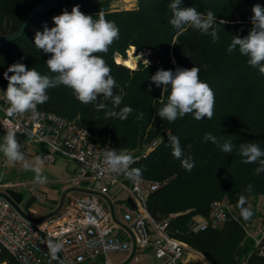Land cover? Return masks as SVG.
Wrapping results in <instances>:
<instances>
[{
	"label": "trees",
	"instance_id": "1",
	"mask_svg": "<svg viewBox=\"0 0 264 264\" xmlns=\"http://www.w3.org/2000/svg\"><path fill=\"white\" fill-rule=\"evenodd\" d=\"M38 1L0 0V33L17 30ZM57 1L49 11L32 17L19 37L0 42V89L6 91L8 80L4 73L14 63L35 68L41 75H54L46 65L51 54L34 44L38 31L43 32L44 26H55L54 16L64 11L71 13L76 5L94 20L103 14L118 27L119 38L107 52L94 55L102 57L111 68V75L117 82L114 93L122 94V102L114 110L118 112L125 106L132 109L127 120L108 117L105 111H96L94 104L81 103L72 89L64 85L48 89L49 100L37 108L73 119L100 145L109 143L118 151L139 156L131 167L140 169L141 177L169 178L164 186L148 196L152 215L160 218L176 212L169 225L172 236L200 251L212 264H241L251 248V240L245 237L238 223L244 220L238 204L241 196L246 200L244 207H249L251 197L264 195V172H256L258 163L242 162L239 145L256 143L264 151V75L247 63L248 57L242 56L238 48L233 53L227 49L233 36L243 38L249 34L252 8L256 4L264 7V0H182V7H195L197 12L205 14L211 10L217 24L225 21L217 26L219 39L215 42L210 35L191 27L176 36L170 24L172 0H136L134 7L123 9L111 8L113 0ZM130 47H134L136 54L155 49L149 54L152 60L148 66L138 62L135 68H129L115 61L117 55L127 58L126 51ZM193 66L200 69V79L214 92L212 118L196 120L193 112L178 117L175 122L162 120L158 111L167 103L170 86L163 91V86L157 87L150 77L159 69L175 72L178 67L191 69ZM106 103L112 108L110 101ZM169 132L179 138L184 155L192 156L194 167L191 171L185 170L181 160L173 157ZM206 134L217 137L220 145L231 142L232 152L226 153L206 141ZM154 140L156 143L151 147ZM145 150L148 151L142 156ZM44 151L40 146L37 154L42 157ZM249 185L251 191H246ZM214 199L226 200L237 212L238 221L229 219L221 226L190 232L189 222L195 216L206 215ZM251 211L254 215V210ZM0 263L17 264L2 247Z\"/></svg>",
	"mask_w": 264,
	"mask_h": 264
},
{
	"label": "built area",
	"instance_id": "2",
	"mask_svg": "<svg viewBox=\"0 0 264 264\" xmlns=\"http://www.w3.org/2000/svg\"><path fill=\"white\" fill-rule=\"evenodd\" d=\"M7 107L0 89V108ZM37 110L41 115L35 121L28 113L9 117L0 111V132L6 135L8 128L16 129V135L27 143L44 147V160L54 162L61 156L75 163L77 171L68 181L58 209L38 218L27 215L21 204L1 189L5 184L0 172V247L17 264H212L200 251L169 233L176 212L160 218L150 212L148 196L169 178L140 176L132 180L109 170L104 152L117 148L109 143L100 145L69 117ZM155 143L152 141L151 147ZM229 219L238 221L232 206L224 199H214L206 215L192 218L188 230L197 233ZM246 232L251 248L241 264H264V216L253 232ZM49 241L63 244L59 260L51 259ZM111 253L119 254V260L112 261Z\"/></svg>",
	"mask_w": 264,
	"mask_h": 264
},
{
	"label": "clouds",
	"instance_id": "3",
	"mask_svg": "<svg viewBox=\"0 0 264 264\" xmlns=\"http://www.w3.org/2000/svg\"><path fill=\"white\" fill-rule=\"evenodd\" d=\"M182 0H172L169 8L172 13L170 24L176 30V36L183 34L189 27L199 30L201 34L210 35L213 42L219 39L218 25L224 24L221 20L216 23V16L209 10L207 13L197 12L195 7H182ZM252 28L246 37L233 36L227 51L233 53L237 48L242 56L248 57L247 63L258 68L264 75V7L256 4L252 8ZM54 27L44 26L43 32H37L34 39L35 46L44 53L51 54L46 65L54 75H41L35 68L28 69L23 63H14L4 73L8 80V86L4 91V98L8 104L6 111L9 117L30 114L32 120H37L40 113L37 106L49 100L47 90L64 85L74 92L76 99L81 103L94 104L96 111H105L106 116L127 120L132 109L128 106L120 111H115L122 102V94L114 93L117 87L115 78L111 75V68L102 57L94 55L98 52H107L109 46L119 38V29L114 22L108 21L103 14L94 20L91 16L80 11V6L73 7L71 13L64 11L54 16ZM172 44H175L173 42ZM140 59V57H138ZM147 63V60L144 61ZM200 69L193 66L191 69L177 68L172 70L159 69L150 77L157 86H163V91L168 90L170 94L167 103L158 111L160 118L169 122H175L186 114L195 113L196 120H202L213 116L215 96L211 87L199 77ZM8 73H13L11 76ZM111 102L112 108L108 103ZM17 130L8 128L3 142L0 143V152H3L7 161L12 163L23 162L26 170L35 172V181L46 183L47 178L42 175V157H35L29 163L22 145L17 141ZM162 139V138H161ZM204 139L211 141L222 151L230 153L233 150L231 142L220 145L217 137L206 134ZM168 141L172 148L174 158L181 160V166L191 171L194 161L191 155L185 156L181 148L180 140L171 132L168 133ZM191 149V145H188ZM240 155L244 158L243 163H258L256 172H264V151L256 143H243L239 145ZM135 162L133 156L124 150L115 149L104 152V163L108 169L114 172L124 173L127 178L138 180L141 176L140 169H130ZM249 185L246 191H251ZM246 200L240 197V207L243 219L249 220L253 212L249 207H244ZM63 244L61 242L49 241L47 248L51 259L59 260L58 253ZM63 264V261H59Z\"/></svg>",
	"mask_w": 264,
	"mask_h": 264
},
{
	"label": "rangeland",
	"instance_id": "4",
	"mask_svg": "<svg viewBox=\"0 0 264 264\" xmlns=\"http://www.w3.org/2000/svg\"><path fill=\"white\" fill-rule=\"evenodd\" d=\"M135 3L136 0H131L129 2L124 0H113L111 2V8H132L135 6ZM129 49L126 51V56L129 53ZM131 51L135 52L134 47H132ZM138 54H142V56L140 59H137L135 67L138 62L144 64H147L144 62L145 60L149 63L151 62L152 58L149 55V50L141 51L136 55ZM4 136L5 135L0 132V143L3 142ZM17 141L22 145L21 150L24 152L26 160L32 163L35 157L39 156L37 151L40 145L35 142L27 143L23 137L19 136H17ZM1 171L3 175L2 181L8 184L1 188H5L6 191L12 195L8 194L14 201L19 204L26 203V205H28L26 213L28 215L30 214V217L38 218L49 212L51 207L56 208L59 205L63 194L68 188V181L75 175L77 168L75 163L61 156H57L54 162L44 160L41 171L42 175L47 178V182L41 184L35 181L36 174L34 171L26 170L23 167V162L12 163L7 161L3 152H0V172ZM82 185L84 186L86 183H82ZM12 193H14V195ZM249 206L250 210H254V215H252L249 220L240 219L238 222L245 233V237L248 238L249 236L246 231L253 232L264 216V195H259L256 198L251 197ZM235 214L237 215L236 211ZM109 258L116 262L119 260L120 255L111 253L109 254ZM146 262L148 261H143V263Z\"/></svg>",
	"mask_w": 264,
	"mask_h": 264
},
{
	"label": "water",
	"instance_id": "5",
	"mask_svg": "<svg viewBox=\"0 0 264 264\" xmlns=\"http://www.w3.org/2000/svg\"><path fill=\"white\" fill-rule=\"evenodd\" d=\"M57 4H58L57 0H39L37 3H35L31 7L30 11L24 16V18L22 19L17 30H15L11 33H8V34L0 33V42L6 43V42H9V41L19 37L23 33L28 21L32 17H34L35 15H38L40 13L49 11L51 8L55 7ZM154 51H155V49L150 50V52H154Z\"/></svg>",
	"mask_w": 264,
	"mask_h": 264
},
{
	"label": "bare ground",
	"instance_id": "6",
	"mask_svg": "<svg viewBox=\"0 0 264 264\" xmlns=\"http://www.w3.org/2000/svg\"><path fill=\"white\" fill-rule=\"evenodd\" d=\"M132 47L129 49V53L127 55V58L122 59L119 55H117L115 57V60L117 62H122L123 64H125L126 66L130 67V68H134L136 65V61L138 59V57H141L142 54H138L136 55L134 52L131 51Z\"/></svg>",
	"mask_w": 264,
	"mask_h": 264
},
{
	"label": "crops",
	"instance_id": "7",
	"mask_svg": "<svg viewBox=\"0 0 264 264\" xmlns=\"http://www.w3.org/2000/svg\"><path fill=\"white\" fill-rule=\"evenodd\" d=\"M3 183H4V182H3ZM4 184H5V186L8 185V184H6V183H4ZM5 186H4V187H5ZM1 189H2V188H1ZM4 189H5V188H4ZM4 189H2V190L5 191V192H7L6 189H5V190H4ZM7 193L9 194V192H7ZM12 194L14 195V193H12ZM9 195H11V194H9ZM11 196H12V195H11ZM15 196H16V195H15ZM21 206L23 207V210H24L25 213H26V210H27V206H28V205H26V203H22ZM59 206H60V203H59V205H58L56 208L51 207L50 210H49V212H47L45 215H47V214H49V213H51V212L57 210ZM26 214H27V213H26ZM27 215H28V214H27ZM29 215H30V214H29ZM45 215H43V216H45ZM41 217H42V216H41Z\"/></svg>",
	"mask_w": 264,
	"mask_h": 264
}]
</instances>
